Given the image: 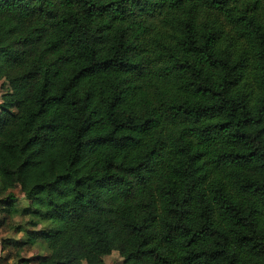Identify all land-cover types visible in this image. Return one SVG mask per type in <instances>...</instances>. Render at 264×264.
Wrapping results in <instances>:
<instances>
[{"label":"trees","instance_id":"trees-1","mask_svg":"<svg viewBox=\"0 0 264 264\" xmlns=\"http://www.w3.org/2000/svg\"><path fill=\"white\" fill-rule=\"evenodd\" d=\"M0 82V264H264V0H0Z\"/></svg>","mask_w":264,"mask_h":264},{"label":"rangeland","instance_id":"rangeland-1","mask_svg":"<svg viewBox=\"0 0 264 264\" xmlns=\"http://www.w3.org/2000/svg\"><path fill=\"white\" fill-rule=\"evenodd\" d=\"M3 82H0V104L2 103V96L4 94V91H6L7 89L6 88H3ZM14 194L15 196L17 197V200H18V206L21 208V207H26L28 206V202L26 201L25 199V196L24 194L19 190H15L14 191ZM3 217L0 216V220H2ZM27 219L25 218H21V217H16L15 220H13V222L15 224H24L25 221ZM10 224L12 223V220L9 221ZM7 227V226H6ZM13 238V241L15 240H21V239H25V238H28V235H25V234H20V235H15L13 232H10L8 230H3V231H0V253H1V245L3 243H5L6 241H9V239H12ZM11 247V245H8L5 249H4V253H3V256L2 258H5L7 256V254L10 252L9 248ZM43 254H47L46 251H42L39 247H36L32 250H28L26 253H24L23 257L26 258V259H29V258H33V257H36L37 255H43ZM4 264V263H2ZM105 264H124V259L120 256L119 253H113L111 256H108L105 258Z\"/></svg>","mask_w":264,"mask_h":264},{"label":"crops","instance_id":"crops-1","mask_svg":"<svg viewBox=\"0 0 264 264\" xmlns=\"http://www.w3.org/2000/svg\"><path fill=\"white\" fill-rule=\"evenodd\" d=\"M24 239V238H23Z\"/></svg>","mask_w":264,"mask_h":264}]
</instances>
